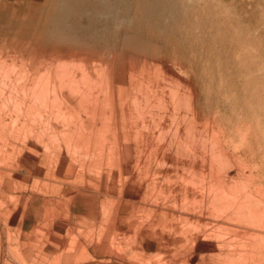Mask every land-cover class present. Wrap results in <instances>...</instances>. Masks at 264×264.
<instances>
[{
    "label": "rangeland",
    "instance_id": "1",
    "mask_svg": "<svg viewBox=\"0 0 264 264\" xmlns=\"http://www.w3.org/2000/svg\"><path fill=\"white\" fill-rule=\"evenodd\" d=\"M186 126L200 151L236 159L243 174L228 200L250 195L260 217L183 224L258 243L250 264H262L264 0H0V264H247L229 248L139 236L141 206L190 199L145 196L138 174L113 179L120 165L100 173L118 131L135 134L138 161L142 134L181 138Z\"/></svg>",
    "mask_w": 264,
    "mask_h": 264
},
{
    "label": "bare ground",
    "instance_id": "2",
    "mask_svg": "<svg viewBox=\"0 0 264 264\" xmlns=\"http://www.w3.org/2000/svg\"><path fill=\"white\" fill-rule=\"evenodd\" d=\"M62 87L64 88L66 86L62 85ZM170 87L172 88V86ZM110 95L112 94L110 93ZM95 104L93 103L88 111L95 116V119L99 118V120H101L102 116H105L106 114H102L103 107L96 108ZM195 113L196 112H194V114ZM102 119H104V117ZM81 121H83V119H81ZM124 122H126V119ZM105 125L108 126V124ZM101 130L103 129L101 128ZM213 130L215 131V129ZM183 131L184 134H182L181 138H177L175 134H171V130L169 128L155 138L153 136L150 137L145 134H140L142 137H140V139H138L137 137V139L139 141V153L141 154V156H143V158L139 159L138 161L135 159V154L137 152L134 151V147L132 145V140H134L133 137L135 136V134L130 133L129 136L124 137L125 135H127V133L125 132L126 134L123 135V137H119L118 131L117 136L112 141H110L107 164L104 159L99 160L97 163L99 169L101 170L100 173H105L103 169L105 165L112 166L111 168L120 165V170L115 171L111 174L113 175V179L116 180L119 176L122 183L126 179L134 180L136 177L135 175L138 174L142 180V186L140 187V190L143 192V194H145V196H151L159 193L160 195H167L168 200H171L172 197L177 198L178 196H186V198L190 199L188 206L183 209H179L170 202L165 204L149 202L150 204H144V206H141L139 208L140 212L142 213L143 211L146 220H143L142 222H139V220L136 221L139 236H142L143 238H146L148 235L161 236L162 240H166L167 247L168 245H176V240H179L178 243L180 246L186 247L187 249L188 247H190L191 251L192 249H206L224 253L225 249L229 248L233 253L239 254L244 259V261H247V264H250L251 262L256 260H261L257 255L259 251H261V246H259L258 243H255L253 241L244 242L241 240L238 241L237 244H233L232 242H228L215 236L214 230L216 229L200 232L183 224L186 222H193L195 219L199 221V219H204L208 216H212L214 217L212 220L213 222H215L214 225L216 226V228H224V225L227 222L231 223L236 221L235 223H238L237 221H240V219L242 218H251L253 220H256V218L260 217V208L257 206V203L254 202L250 195L244 196L240 201H236L237 199L233 200L232 202L228 200L229 196H235L237 190L235 184L239 179H241L240 176L243 174L241 171L234 169L233 167L234 161L236 159L234 160L232 156L223 151L213 153L208 151H200V149L197 147L198 140L193 135L191 127L186 126ZM102 132H104V130ZM250 134L251 133H249L248 135ZM231 142H233V140H231ZM57 159L60 160L61 157L58 156ZM135 161L137 162L136 166L134 165ZM115 162L118 163L116 164ZM143 173H145L146 177L148 176L145 180L144 177L142 178ZM123 177H126V179H124ZM208 179H210L209 184L206 185V187L208 188H205V186H203L201 191H195L192 187L190 188V186L194 185L195 183L208 182ZM77 195L78 194L72 195L70 200L74 201ZM235 198L237 197L235 196ZM120 209L121 208L117 210L114 217L118 218L117 215H119L118 213L120 212ZM158 217L162 218L158 222V224L155 226H150V223ZM140 218L142 217L138 216L137 219ZM171 222H173L174 224H172ZM232 235L235 237L241 236L240 238H244V236L238 232L233 233ZM208 241H212L213 243L206 244V242ZM233 241H236V239H234ZM157 245L162 246L163 244L162 242H159ZM233 261V258H231V263ZM202 262H204V259H202ZM262 264H264V262Z\"/></svg>",
    "mask_w": 264,
    "mask_h": 264
},
{
    "label": "crops",
    "instance_id": "3",
    "mask_svg": "<svg viewBox=\"0 0 264 264\" xmlns=\"http://www.w3.org/2000/svg\"><path fill=\"white\" fill-rule=\"evenodd\" d=\"M46 1V0H45ZM31 4H33V6H34V2L32 1V2H30Z\"/></svg>",
    "mask_w": 264,
    "mask_h": 264
}]
</instances>
